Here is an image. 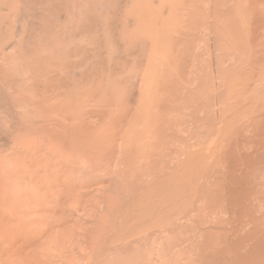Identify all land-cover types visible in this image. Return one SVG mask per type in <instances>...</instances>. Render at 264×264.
<instances>
[{
  "label": "bare ground",
  "instance_id": "1",
  "mask_svg": "<svg viewBox=\"0 0 264 264\" xmlns=\"http://www.w3.org/2000/svg\"><path fill=\"white\" fill-rule=\"evenodd\" d=\"M0 264H264V0H0Z\"/></svg>",
  "mask_w": 264,
  "mask_h": 264
}]
</instances>
